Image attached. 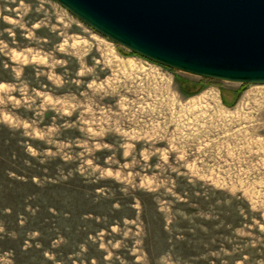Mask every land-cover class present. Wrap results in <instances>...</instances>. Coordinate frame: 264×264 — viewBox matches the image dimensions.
I'll list each match as a JSON object with an SVG mask.
<instances>
[{
  "label": "rangeland",
  "instance_id": "rangeland-1",
  "mask_svg": "<svg viewBox=\"0 0 264 264\" xmlns=\"http://www.w3.org/2000/svg\"><path fill=\"white\" fill-rule=\"evenodd\" d=\"M0 264H264V84L0 0Z\"/></svg>",
  "mask_w": 264,
  "mask_h": 264
},
{
  "label": "water",
  "instance_id": "water-1",
  "mask_svg": "<svg viewBox=\"0 0 264 264\" xmlns=\"http://www.w3.org/2000/svg\"><path fill=\"white\" fill-rule=\"evenodd\" d=\"M131 52L212 80L264 84V0H54Z\"/></svg>",
  "mask_w": 264,
  "mask_h": 264
}]
</instances>
